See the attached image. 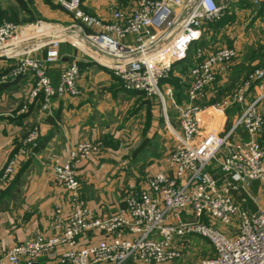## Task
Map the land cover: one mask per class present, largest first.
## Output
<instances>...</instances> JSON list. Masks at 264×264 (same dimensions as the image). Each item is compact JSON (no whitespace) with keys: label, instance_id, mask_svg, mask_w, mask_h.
Wrapping results in <instances>:
<instances>
[{"label":"built area","instance_id":"1","mask_svg":"<svg viewBox=\"0 0 264 264\" xmlns=\"http://www.w3.org/2000/svg\"><path fill=\"white\" fill-rule=\"evenodd\" d=\"M51 1L71 17L75 31L118 59L96 58L84 48L120 80L125 91L158 97L164 107L161 84L172 65L188 57L205 25L220 22L226 10L216 0H199L184 17L191 0H138L133 8L113 11L111 20L105 22L87 14L83 0ZM236 1L264 6V0ZM20 30L14 22H0V51L20 41ZM61 43L55 41L21 54L17 67L2 77L31 75V97L39 100L43 113L51 112L55 99L81 94L78 62L61 72L57 84L49 76L51 65L60 61ZM44 48L46 53L36 56ZM134 55L139 56L133 59ZM236 57L233 47H221L208 55L197 48L189 72L188 102L177 107L178 128L170 129L176 146L167 157L168 169L151 175L144 185L126 190L124 208L117 213L94 215L81 194L77 166L99 154L102 143L85 141L74 146L68 159L53 167L56 180L69 195L70 212L65 216L63 209L56 207L49 234L39 233L14 245L0 254V264H165L181 259L190 236L205 239L213 247V255L199 264H264V207L258 206L261 194L252 192L256 182L264 187V145L260 143L264 116L256 107L264 99V70L250 74L227 98L208 107L198 104L206 99L207 88L229 72ZM254 87L261 89V94L246 105ZM166 96L174 103L171 88ZM236 106L243 112L229 131L211 132L198 139L203 111L210 108L224 114ZM242 129L247 139L235 140ZM38 137L35 128L22 141L0 175V191L16 174L20 159L33 152ZM248 202L258 207L257 211L244 208ZM83 239L90 243L81 245Z\"/></svg>","mask_w":264,"mask_h":264},{"label":"crops","instance_id":"2","mask_svg":"<svg viewBox=\"0 0 264 264\" xmlns=\"http://www.w3.org/2000/svg\"><path fill=\"white\" fill-rule=\"evenodd\" d=\"M109 2V0H83L87 11L105 22L110 21L112 16V13L107 10ZM216 2L226 8V20L223 25L215 29L211 28L212 25L206 26L209 33L205 37L204 28L202 37L197 43L198 48L203 49L208 55L221 48L219 44L226 43L227 45L222 47L235 48L237 57L232 62L229 72L219 76L214 85L207 88V100L215 92H220V88H224L228 82L242 80L240 78L245 73L244 70L252 69V65H244L246 53L243 52V47L264 44V16L260 15L264 13L261 12L264 8L255 9L256 7L253 8L247 3L234 0H216ZM45 11L48 13V9L45 8ZM55 13L49 12V16H54ZM68 17L73 21L69 15ZM67 32L52 31L51 27L40 25L32 32L33 37L23 35L21 38L22 44L27 42L31 44H26L24 48L10 55H20L30 51L40 45L41 39L51 37L66 39L60 45L61 51L65 44L72 43L85 48L84 41L79 37H62ZM131 41L132 39H129V42ZM77 50L78 53L74 51L76 56L61 52L60 61L51 65L49 76L57 84L61 72L70 65L68 58L74 57V61L83 64L79 78L81 94L78 97L66 96L55 99L50 113H43L39 100L32 99L34 80L31 75L23 76L18 82L0 91V175L9 160L17 154L22 141L32 129L37 128L40 137L46 136L54 129V135L45 148L38 152L33 151L20 159L16 174L0 191V254L16 244L33 239L39 233L49 234V223L56 207H61L65 216L70 212L69 195L54 176V164L64 163L71 149L79 143L107 142L110 135L114 134V128L118 127V121L122 115L121 95L118 94V88L107 83L108 79L99 75L96 66L103 67L87 51ZM40 54V52L36 53V56H42ZM95 57L97 58V54ZM93 61L96 62L95 65L90 64ZM0 62L2 63H0V70L11 67L9 61ZM253 62H255L254 66L259 63L260 67H264V57H256ZM187 74L190 85L189 71ZM259 95V90L254 87L247 98L246 105L257 101ZM262 100L256 107L264 116ZM228 112H232L229 120H227ZM242 112L243 108L240 107L228 109L224 114L210 108L206 109L200 115L201 134L198 139L211 132L223 134L229 131ZM165 118L169 130L175 124L178 126L177 116L174 118L173 125L166 116ZM227 121L231 125L230 128L226 125ZM246 139L247 135L244 140ZM235 140L240 139L236 136ZM260 143L264 145V132L260 137ZM171 146L175 148L176 144L171 142ZM172 151L164 155L152 152L149 156L140 158L138 162H144L147 159V165L142 169H151V175H154L168 169L166 160ZM139 154L134 155L139 156ZM111 158V152H100L77 166L81 194L86 198L92 213L99 217L115 214L124 208L123 197L121 201H118L117 186L110 193L107 190V193L100 190L103 185L100 178L106 173L103 169H134L133 161L122 162L123 165L118 166L115 163L116 160L112 161ZM213 168L216 166L214 165ZM127 184L126 190L135 188L131 181ZM80 244L86 245L87 240H81Z\"/></svg>","mask_w":264,"mask_h":264},{"label":"rangeland","instance_id":"3","mask_svg":"<svg viewBox=\"0 0 264 264\" xmlns=\"http://www.w3.org/2000/svg\"><path fill=\"white\" fill-rule=\"evenodd\" d=\"M27 1L29 3V8L32 11L31 14H27L26 12H24L18 6L16 0H0V22L11 21L16 23L21 29V35H27V37H33L34 35L32 36V32L35 31L36 27L40 25H47L51 27L52 31L76 30L74 21L70 20L67 13L62 8H55L54 5L56 4L53 1ZM109 1L110 2L107 10L110 13H113V11L120 9L124 10L133 8L138 3V0ZM45 8L48 9V13L45 11ZM255 9L258 8L256 7ZM84 10L87 14L93 16V14L87 11V7L85 5ZM52 11H54V13L56 12L54 15L55 17L49 16V12ZM261 12H264V10ZM260 15L264 16V13H261ZM93 17H95V15ZM225 17L227 16L224 15V20L222 19L223 21L213 23L214 25H212L211 28L215 29L216 27L223 25L226 20ZM205 31L206 33L204 32V35L206 37L209 32L206 30V28ZM86 35L89 36L88 33H86ZM196 45L197 43L193 46V49L190 52V57L194 56L193 52L196 50ZM225 45L227 44L223 43L219 44L218 46L222 47ZM77 49L84 50V48L80 47V45L72 43L71 45L65 44L62 47V51L61 49H59V52H66L73 54V56H76V54H74V51L75 53H78ZM28 52L30 51H27L25 53ZM243 52L246 53L244 65H252V69L244 70L245 73L242 72V78H240L242 80H240L239 82H228V84L225 85L224 88H220V92H215V94L212 95L208 100L206 97V99H202L201 101H199L198 104L201 107H208L215 101H220L224 98H227L234 93V91L237 89V86L243 83L250 74L258 69L264 70V67H260L259 63H256L255 66L253 65L255 63L253 61L256 57H264V44L243 47ZM9 59L11 67L7 68V70L10 72L11 70L15 69V67H17V63L20 59H22V55H12ZM68 59L70 65L76 62L74 61V57ZM96 68H98L97 72L100 73L99 75L108 79L107 83H110L111 85H114V87L118 88V94L121 95L120 108L122 109V115H120L121 118L118 121V127L114 128V134L110 135V139L107 142H101V153L111 152V160H116L115 163L118 166L123 165L122 162L133 161L134 163V169H103L106 173H104V175H102V177L100 178V180L103 182L100 190H102V192L107 190L110 193L117 186L116 194L118 195V201H121L123 192L127 189L126 187H128V182L131 181L132 186L137 187L145 184L147 179L152 174L151 169H142L143 167H146L147 159H145L144 162H138L140 161V158L147 157L152 152H159L158 154L164 155L174 149L171 146V142H174L175 145L176 140L173 137L172 132H170L169 128L167 127L165 116L169 119L171 124L175 123L174 118L178 114L177 107L182 106L188 102L187 97L190 89L189 78L187 74L188 62H180L179 64L173 65L169 72L168 78H166L165 81L162 82L163 85L161 84V90L165 95V107L158 97H148L142 93L137 92L127 93V91H125V89L123 88L120 80L116 77H113L108 68H100L97 66ZM169 88L173 90L174 103L171 101V98L166 96V90ZM257 89L261 94V89H259L258 87ZM263 102L264 99L261 101V103ZM231 113L232 112L227 113V120L230 119L229 116L231 115ZM226 125L228 127L231 126L228 121ZM172 127L178 128L176 124ZM237 136L240 140L243 141L246 138L245 131L243 129L239 130ZM141 146H143L144 149L139 154V156H135V151ZM252 187V192L254 194H261L260 204L258 206L264 207V187L258 182L254 183ZM243 207L249 208L252 212L257 211L258 209V207L253 205L251 202L243 205ZM188 240L189 241L187 242V247L181 259L174 262H167L165 264H199L201 260L213 255V247L207 240L197 236H190L188 237ZM88 243H90V241H87V244Z\"/></svg>","mask_w":264,"mask_h":264},{"label":"water","instance_id":"4","mask_svg":"<svg viewBox=\"0 0 264 264\" xmlns=\"http://www.w3.org/2000/svg\"><path fill=\"white\" fill-rule=\"evenodd\" d=\"M199 0H191L187 6L185 7L184 11H183V16L186 17L188 16L191 11L193 10V8L195 7V5L197 4ZM177 27V24L175 25V27L170 31V33L173 32L174 29H176ZM78 36L80 38V40L84 41V44H85V48L89 49L90 51H92L93 53L97 54L98 57L104 59V60H108V61H112V62H116L118 61V59L112 55H110L109 53L103 51L102 49H100L97 45L93 44L91 41H89L86 36L80 32V31H68L65 36ZM66 39H62L60 37H51V38H43L41 39V43L40 45L34 47V48H37V47H41V46H46V45H50L52 44L53 42L55 41H64ZM31 44L30 42H27L25 44H22L21 46L19 45V47L17 46H13V47H10L4 51H0V60H4V59H9L12 55L13 52L15 51H18L22 48H24V46H26ZM33 48V49H34ZM32 50V49H31ZM139 55H134L132 56L133 59H136ZM91 64L95 65L96 62L93 61L91 62Z\"/></svg>","mask_w":264,"mask_h":264},{"label":"trees","instance_id":"5","mask_svg":"<svg viewBox=\"0 0 264 264\" xmlns=\"http://www.w3.org/2000/svg\"><path fill=\"white\" fill-rule=\"evenodd\" d=\"M16 2H17V4H18V6L24 11V12H26L27 14H31V10H30V8H29V3H28V1L27 0H16ZM56 4V3H55ZM55 6V8H61V6L60 5H58V4H56V5H54ZM261 9H263L264 8V6H262V7H260ZM226 15V14H225ZM224 20V19H223ZM223 20H221V21H223ZM211 25H214V24H206L205 26H211ZM205 28V27H204ZM199 47V45L197 44L196 45V50H197V48ZM192 49H193V47H192ZM191 49V50H192ZM46 50H47V48H44L40 53V55H44L45 53H46ZM191 50L189 51V53H188V57L185 59V60H183V61H179V62H176V63H174L173 65H175V64H179L180 62H188V71L190 72V69H191V67L193 66V64H194V56H195V52H196V50L193 52L194 53V56L193 57H190V52H191ZM10 59H4V60H0V61H9ZM78 64H79V67H80V73H81V69H82V63L81 62H78ZM91 64V63H90ZM91 65H93V64H91ZM172 65V66H173ZM9 71L7 70V69H3V70H0V91L1 90H4V89H6L7 87H9L10 85H12L13 83H16V82H18L24 75H21V76H19L18 78H15V79H6V80H2V77L3 76H6L7 74H9L8 73ZM165 81V80H164ZM55 84V83H54ZM228 128H230V127H228ZM53 135H54V129H52L46 136H44V137H38V139H37V142H36V145H35V147L33 148V151L34 152H38L39 150H41V149H43V148H45L46 147V145L50 142V140H51V138L53 137ZM144 149V147L143 146H141V147H139L136 151H135V155H138L139 153H141L142 152V150Z\"/></svg>","mask_w":264,"mask_h":264},{"label":"bare ground","instance_id":"6","mask_svg":"<svg viewBox=\"0 0 264 264\" xmlns=\"http://www.w3.org/2000/svg\"><path fill=\"white\" fill-rule=\"evenodd\" d=\"M62 37H64V38H65V37H68V38L74 37V38H75V36H73V35H72V36H65V35H62ZM76 37H78V36H76ZM21 44H22V40L20 39V41H18L17 43H15V44L12 45V46H16V47L18 46V47H19V45H21Z\"/></svg>","mask_w":264,"mask_h":264}]
</instances>
